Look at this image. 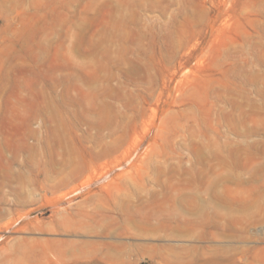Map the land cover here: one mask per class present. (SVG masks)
<instances>
[{
  "label": "rangeland",
  "instance_id": "1",
  "mask_svg": "<svg viewBox=\"0 0 264 264\" xmlns=\"http://www.w3.org/2000/svg\"><path fill=\"white\" fill-rule=\"evenodd\" d=\"M0 264H264V0H0Z\"/></svg>",
  "mask_w": 264,
  "mask_h": 264
}]
</instances>
